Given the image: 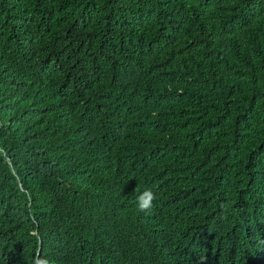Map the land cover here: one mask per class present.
Listing matches in <instances>:
<instances>
[{
    "label": "trees",
    "instance_id": "16d2710c",
    "mask_svg": "<svg viewBox=\"0 0 264 264\" xmlns=\"http://www.w3.org/2000/svg\"><path fill=\"white\" fill-rule=\"evenodd\" d=\"M253 232L264 0H0V264H241Z\"/></svg>",
    "mask_w": 264,
    "mask_h": 264
},
{
    "label": "clouds",
    "instance_id": "9594fccd",
    "mask_svg": "<svg viewBox=\"0 0 264 264\" xmlns=\"http://www.w3.org/2000/svg\"><path fill=\"white\" fill-rule=\"evenodd\" d=\"M150 204V200H145L139 204L141 210L146 209ZM246 240L252 245L249 247V262L241 264H264V232H253L245 235ZM114 264H129L131 259H122L115 255L113 257ZM39 264H47V261H41ZM137 264H145L144 258L140 255Z\"/></svg>",
    "mask_w": 264,
    "mask_h": 264
}]
</instances>
